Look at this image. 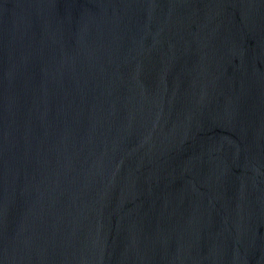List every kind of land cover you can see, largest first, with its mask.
<instances>
[{"label": "water", "instance_id": "1", "mask_svg": "<svg viewBox=\"0 0 264 264\" xmlns=\"http://www.w3.org/2000/svg\"><path fill=\"white\" fill-rule=\"evenodd\" d=\"M0 264H264V0H0Z\"/></svg>", "mask_w": 264, "mask_h": 264}]
</instances>
